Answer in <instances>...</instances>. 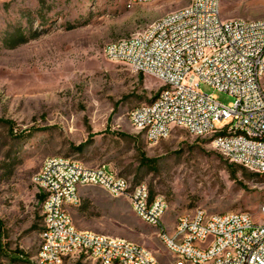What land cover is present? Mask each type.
<instances>
[{
  "label": "rangeland",
  "instance_id": "1",
  "mask_svg": "<svg viewBox=\"0 0 264 264\" xmlns=\"http://www.w3.org/2000/svg\"><path fill=\"white\" fill-rule=\"evenodd\" d=\"M188 1L128 8L127 0H0V242L13 258L4 256L1 264H37V195L43 193L34 178L43 159L54 155L90 167L105 164L131 183H145L166 199L167 222L195 208L247 212L264 221V174L228 162L210 137L181 128L149 145L128 114L155 98L160 81L103 55L108 42ZM220 3L224 18L264 17V0ZM199 88L223 105L234 100L204 83ZM141 152L156 159L153 168L139 164ZM67 210L78 229L126 239L150 250L161 264L171 263L156 229L125 198L82 187L79 204ZM61 264L98 263L79 258Z\"/></svg>",
  "mask_w": 264,
  "mask_h": 264
},
{
  "label": "built area",
  "instance_id": "2",
  "mask_svg": "<svg viewBox=\"0 0 264 264\" xmlns=\"http://www.w3.org/2000/svg\"><path fill=\"white\" fill-rule=\"evenodd\" d=\"M153 1L127 0V7ZM103 55L160 81L155 98L128 114L149 145L181 128L210 137L228 162L264 174V17L224 18L220 0H189L108 42ZM200 83L234 100L223 105L201 92ZM34 179L44 196L37 264L79 258L98 264H161L141 245L75 226L67 208L79 204L80 189L87 186L125 198L135 215L156 229L170 264H264V221L247 212L195 208L167 222L166 199L153 195L145 183L132 184L105 164L90 167L61 155L45 157ZM260 212L264 215V205Z\"/></svg>",
  "mask_w": 264,
  "mask_h": 264
},
{
  "label": "trees",
  "instance_id": "3",
  "mask_svg": "<svg viewBox=\"0 0 264 264\" xmlns=\"http://www.w3.org/2000/svg\"><path fill=\"white\" fill-rule=\"evenodd\" d=\"M82 147H83V145L80 144V145L75 146L74 149L75 150H81ZM138 160H139V164L141 166H148L149 168H153L155 165V162H156L155 158H148L145 156V154L143 152L139 153ZM138 183H140V182H138ZM132 184H136V183H132ZM37 198H38V201L41 203L43 201L44 196H43V194H39V195H37ZM4 256H6L9 259H13L12 257L6 255L5 248H4L3 244L0 242V264H1V259ZM16 256L21 257L22 255H16ZM17 259H14V260H17Z\"/></svg>",
  "mask_w": 264,
  "mask_h": 264
}]
</instances>
